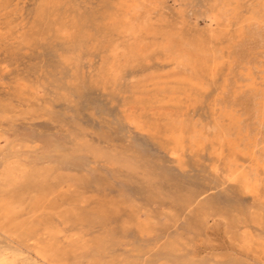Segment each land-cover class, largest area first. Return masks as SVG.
Masks as SVG:
<instances>
[{"label": "rangeland", "instance_id": "1", "mask_svg": "<svg viewBox=\"0 0 264 264\" xmlns=\"http://www.w3.org/2000/svg\"><path fill=\"white\" fill-rule=\"evenodd\" d=\"M262 6L0 0V264H264Z\"/></svg>", "mask_w": 264, "mask_h": 264}, {"label": "bare ground", "instance_id": "2", "mask_svg": "<svg viewBox=\"0 0 264 264\" xmlns=\"http://www.w3.org/2000/svg\"><path fill=\"white\" fill-rule=\"evenodd\" d=\"M262 7H264V6H262ZM255 15H256V18H258V19H261L262 21H263V18H264V10L263 9H261V8H258V9H256L255 10ZM250 26V25H249ZM251 26H253V25H251ZM254 26H256V25H254ZM258 26V25H257ZM251 28H246V30H247V32L249 31H251L250 30ZM264 30V29H263ZM253 31V30H252ZM254 33V32H253ZM261 33H262V31H261ZM260 37H262V35H260ZM244 51V50H243ZM245 52V51H244ZM260 91V90H259ZM254 94H256L255 92H253ZM261 93V92H260ZM263 93V92H262ZM263 95V94H262ZM259 96H261V95H259ZM249 97H251V96H249ZM261 99H262V97H261ZM229 101V100H228ZM228 101H226V102H228ZM225 103V102H224ZM261 103V102H260ZM259 103V104H260ZM228 104V103H227ZM230 104V103H229ZM251 107V106H250ZM249 107V108H250ZM254 107V106H253ZM255 108V107H254ZM250 109H252V108H250ZM255 109H259L258 107L257 108H255ZM252 113V112H251ZM257 120V119H256ZM242 122V121H241ZM193 123V122H192ZM252 123V122H251ZM251 125V124H250ZM250 125L248 126L249 127V129H251L250 128ZM244 126H245V124H244ZM185 126H184V124H182L181 122H175L174 121V123H170L169 124V134L171 135H173V139L175 140V142H176V144L177 145H182L183 146V143H184V135H185V132L186 131H188V135H186V136H189V137H186L187 139H189V144L192 146V145H196V144H201V142H203L204 140H207V136H205L204 135V133H202V131L200 130V129H198L197 127H193L192 129H189V130H187L186 128H184ZM252 127V126H251ZM253 128V127H252ZM263 128H264V126H263ZM262 127H261V129H263ZM248 129V131H250ZM256 129V128H255ZM254 130V129H253ZM252 130V131H253ZM206 131V130H205ZM252 131H250V132H252ZM207 132V131H206ZM243 132H244V129H243ZM264 132V131H263ZM263 132H262V134H263ZM220 133H222V131H221V127L219 126V125H217V126H215V131H214V136H218V135H220ZM259 133V132H258ZM249 134V133H248ZM254 134V133H253ZM250 135H251V133H250ZM250 135H248V136H250ZM262 140V139H261ZM260 140V141H261ZM260 141H259V143H260ZM264 141V140H263ZM249 145V144H248ZM240 148H242V147H240ZM255 151V150H254ZM258 151V150H257ZM177 152L176 151H173L172 152V155H175ZM264 158V157H263ZM18 171V170H17ZM19 172V171H18ZM7 177V176H6ZM247 178V177H246ZM247 180V179H246ZM1 181V180H0ZM3 181V180H2ZM11 182V181H10ZM14 183V182H13ZM8 185V184H7ZM5 187H7V186H5ZM3 188V187H2ZM41 259V258H40ZM5 260V259H4ZM4 260H2V261H4ZM42 260V259H41ZM2 264H5L4 262H2Z\"/></svg>", "mask_w": 264, "mask_h": 264}]
</instances>
